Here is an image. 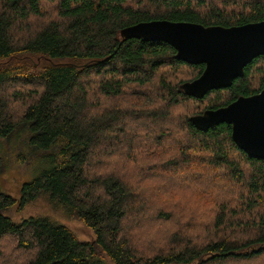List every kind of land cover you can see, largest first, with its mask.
Returning a JSON list of instances; mask_svg holds the SVG:
<instances>
[{"label":"trees","instance_id":"trees-1","mask_svg":"<svg viewBox=\"0 0 264 264\" xmlns=\"http://www.w3.org/2000/svg\"><path fill=\"white\" fill-rule=\"evenodd\" d=\"M44 1L58 3L57 19L33 27V20H44ZM155 20L242 26L264 21V0H0V141L10 147L0 156V182L4 186L13 179L15 169L35 172L21 185L19 199L0 188V245L11 239L24 264H254L264 259V160L238 147L230 125L202 131L191 122L206 110L259 94L264 57L249 64L230 88L203 99L187 96L181 86L198 79L205 65L178 60L168 43L121 36L129 26ZM183 68L194 69L195 76L172 84L161 75ZM135 87L146 92L144 100L154 107L148 117L156 121H171L185 101L205 104L179 117L182 142L170 132L161 135L164 140L157 137L160 147L169 142L168 158L176 155L172 163L161 161L176 173L168 184L162 183L164 173L140 187L126 175L150 153L138 144L131 159L117 145L131 143L144 117L101 106L100 98L123 103ZM92 94L99 99L92 100ZM141 172L137 168L140 178ZM222 172L228 175L225 186L217 183ZM233 184L245 191L232 208L222 201ZM185 193L195 196L189 201L198 207L200 221L205 211L202 222L184 224L169 213L170 203ZM37 199L81 221L95 238L80 240L49 216L15 221L8 215Z\"/></svg>","mask_w":264,"mask_h":264},{"label":"water","instance_id":"water-1","mask_svg":"<svg viewBox=\"0 0 264 264\" xmlns=\"http://www.w3.org/2000/svg\"><path fill=\"white\" fill-rule=\"evenodd\" d=\"M126 39L162 41L176 50V58L191 65H205L202 75L181 89L187 96L203 99L213 90L230 88L244 76L245 68L264 57V21L242 26L205 27L197 23L155 20L121 31ZM191 122L206 131L220 124L232 127L233 141L250 157L264 160V89L239 97L230 105L206 110Z\"/></svg>","mask_w":264,"mask_h":264},{"label":"rangeland","instance_id":"rangeland-1","mask_svg":"<svg viewBox=\"0 0 264 264\" xmlns=\"http://www.w3.org/2000/svg\"><path fill=\"white\" fill-rule=\"evenodd\" d=\"M219 3H221V0H218ZM57 12H58V3L56 2H43V13H44V20H33L32 26L36 28H40L44 23H49L51 20L57 19ZM261 65H264L261 64ZM196 71L192 68H183L180 70L178 74H171L168 72V70L163 72V75L169 82L172 84H178L181 81H185L186 79H191L195 76ZM261 80V74H256L254 85L256 87L259 86V82ZM146 93L143 88H130L128 92H126V95L124 97V101L121 104H117L114 101H110L106 98H100L101 106H107V107H116L120 110L122 109L121 114H123L125 117H133V119L142 118L140 122V130H136V134L132 135L129 141L131 143L126 142V144L120 143V145H117V148L123 149L126 154L130 156L131 159H135V154L139 151L138 144H141L143 147V150L145 152L150 153V156L139 158V163H135L131 166V168L128 170L126 175H129L132 177L133 181H136L139 183V187L142 186V181L146 179H150L154 176H162L163 173L166 174L164 177V180L162 181L163 185L168 184V176H171V174L175 175L173 169L167 170L168 168L165 164L161 165V161L168 158V141L163 144L162 147L158 145L157 137H160V139L164 140V138H161V135L164 134L165 137H168V132H170L172 135H175V139L177 141L182 142L184 135L181 136V126L179 122V117L181 115H188L193 113L196 108H203L205 104H196V103H189L188 101H185L178 109L174 110V115L172 117L177 120L175 121L176 125L172 126L170 123L171 121L168 119L164 120H157L160 122H157L154 118H149V112L154 107H149L148 101L144 100V94ZM92 100H98L99 96L96 94H92L91 97ZM99 105V103H97ZM160 112L161 115H164V113L167 111L165 109V103H162L160 106ZM136 114H139L136 116ZM137 124H139L137 122ZM145 129V130H144ZM108 146V145H106ZM8 144H6L3 141H0V156L5 155L8 153ZM15 152H18V147L16 146ZM175 152H172L170 157L168 158V161L172 163V161L175 159L176 155H174ZM155 157H154V156ZM98 161H103L99 160ZM10 165V164H9ZM15 165H10L8 167H13ZM14 168V167H13ZM137 168H141L142 172V178L137 176ZM179 176L182 175L181 171L178 170L177 173ZM246 174L249 173L246 171ZM26 175V177H25ZM211 175V174H208ZM217 183L220 186H225L229 183L228 175L224 172L217 174ZM247 175H245L247 177ZM35 176V172L30 169H26L25 172L21 173L18 169H15L14 178L9 179L8 183L2 186V181L0 182V188L3 192L9 193L10 195L17 197L18 199L21 196V185L26 181H31ZM172 177V176H171ZM5 178H10V174L6 173ZM129 179V178H128ZM175 179H179L178 177H175ZM1 180V177H0ZM221 182V184H220ZM227 191L230 193V195L227 197V199L223 200L222 203H225V205H230V207L236 206V200L242 199L241 194L244 193V189L242 187L236 186L235 184L229 186ZM142 193V192H141ZM142 195H145L142 193ZM195 196L190 193H185L177 199V201H173L170 207H168L169 213H171L173 216H179L182 217L184 224H189L191 222H194L196 220L197 222H202L203 217L205 216V211L203 212L201 216V221L199 218V209L196 206L194 202H190L189 199H194ZM218 206V205H217ZM157 207V206H156ZM213 209V213L215 212V206L212 205L210 207ZM12 210L8 215L15 221H20L22 219L28 218L30 216H38V215H45L49 216L52 219L56 220L57 222L64 224L68 226L70 229H72L80 238V240L83 241H92L95 238V235L90 228L85 226L81 221L75 219V218H65L62 214L59 212L53 211L50 205L44 200V199H37L31 203H29L25 210L19 211V209ZM20 251L18 250L17 246H15V243L11 239H5L1 245H0V264H24L26 262L25 258L20 255ZM23 251V250H22ZM26 254L24 251L22 252ZM254 264H264V259L254 263Z\"/></svg>","mask_w":264,"mask_h":264}]
</instances>
